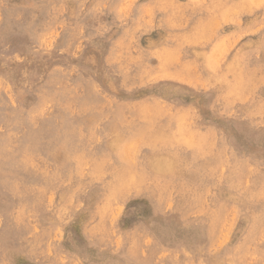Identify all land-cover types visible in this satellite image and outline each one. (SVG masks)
Masks as SVG:
<instances>
[{"label":"rangeland","instance_id":"rangeland-1","mask_svg":"<svg viewBox=\"0 0 264 264\" xmlns=\"http://www.w3.org/2000/svg\"><path fill=\"white\" fill-rule=\"evenodd\" d=\"M0 264H264V0H0Z\"/></svg>","mask_w":264,"mask_h":264},{"label":"bare ground","instance_id":"bare-ground-1","mask_svg":"<svg viewBox=\"0 0 264 264\" xmlns=\"http://www.w3.org/2000/svg\"><path fill=\"white\" fill-rule=\"evenodd\" d=\"M223 186V185H222ZM260 257V256H259ZM261 258V257H260ZM243 263V262H242Z\"/></svg>","mask_w":264,"mask_h":264}]
</instances>
